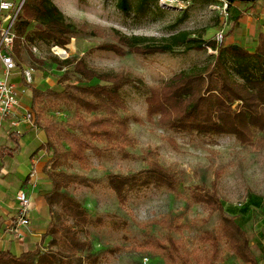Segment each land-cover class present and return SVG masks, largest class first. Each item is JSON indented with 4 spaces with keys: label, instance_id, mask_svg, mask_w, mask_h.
<instances>
[{
    "label": "trees",
    "instance_id": "1",
    "mask_svg": "<svg viewBox=\"0 0 264 264\" xmlns=\"http://www.w3.org/2000/svg\"><path fill=\"white\" fill-rule=\"evenodd\" d=\"M126 3L127 0H119L118 7L126 10ZM32 24L35 29L29 30ZM15 33V57H19L22 45L31 58L43 64L28 45L40 40L50 46L66 47L80 34V25L70 20L52 0H25L15 23ZM111 39L98 48L118 56L168 53L182 45L191 49L204 47L184 33L155 38L112 29ZM253 43L251 50L223 39L212 63L181 70L153 85L123 69L97 70L76 57H53L60 66L72 68L74 80L71 82L67 81L66 73L58 84L44 88L26 83L23 78L31 91L32 120L45 133V148L52 153L46 170L51 187L45 195L51 215L45 232L49 241L46 247L19 255L0 251V264H98L99 252L89 240L79 236L80 232L87 233L90 211L69 191L75 184L92 186L96 179L62 167L69 160L87 162L88 152L101 156L105 151L115 150L122 157H129L127 147L133 144L129 135L131 120L147 121L161 129L201 139L225 134L234 136L242 146H263L264 139L257 134L264 132V32H259ZM223 55L233 60L232 68ZM128 85L146 94L145 120L128 113L121 95V89ZM60 104L73 106L76 113L65 121L47 116V111L57 110ZM80 111L93 115L85 118ZM143 157L147 163L144 169L106 175L107 185L118 201L123 203L129 190L150 185L166 188L179 196L178 175L162 166L153 150L145 151ZM193 204H201L210 214H218V229H203L196 236L200 250L190 248L183 238L173 235L187 227L181 218ZM96 221L102 220L96 218ZM154 223L165 234L163 237L148 235L144 245L166 264H215L222 244L245 264H264L253 253L246 231L234 216L225 212L215 183L211 190L193 187L183 212L169 213Z\"/></svg>",
    "mask_w": 264,
    "mask_h": 264
},
{
    "label": "rangeland",
    "instance_id": "2",
    "mask_svg": "<svg viewBox=\"0 0 264 264\" xmlns=\"http://www.w3.org/2000/svg\"><path fill=\"white\" fill-rule=\"evenodd\" d=\"M52 1L70 20L80 25V34L71 39L65 48L66 54H55L50 45L40 40L29 44L28 49L43 64L31 58L21 45L19 57L14 55L17 65L14 71L22 73L24 69H30L31 83L41 88L58 84L65 73L67 81L74 80L72 68L60 66L53 57L83 58L97 70L123 69L153 85L181 70L212 63L219 47L217 34L223 32L225 42L252 50L253 42L262 30L258 27L255 36L250 38L246 36V27L235 23L234 14L244 8L243 2L233 10L228 4L225 15L209 0H127L126 10L118 7L119 0ZM31 29H35L34 24L29 27ZM112 29L155 38L184 33L194 39L195 44L204 47L191 49L182 45L168 53L118 56L98 48L112 41ZM223 58L229 67L234 66L229 57L223 55ZM121 95L128 113L145 120L146 94L142 89L128 85L121 89ZM75 113L73 106L60 104L57 110H49L46 114L65 121ZM79 113L85 118L93 115ZM129 135L133 138V144L127 147L129 157H122L115 150L105 151L101 156L88 152L87 162L69 160L62 167L68 172L96 179L92 186L75 184L69 191L90 211L87 233L80 232L79 236L89 240L93 249L99 252L98 264H166L144 245L148 235L163 237L165 234L155 220L169 213L183 212L193 187L211 190L213 183L225 212L234 216L246 231L253 253L261 263L264 262V145L242 146L234 136L225 134L201 139L173 133L147 121L131 120ZM257 135L264 139V132ZM148 150L156 153L162 166L178 175L180 195L150 185L129 190L126 200L119 202L107 185L106 175L128 174L146 168L143 156ZM96 218H100L101 223ZM181 221L187 227L173 235L198 250L201 246L196 236L203 229H218L219 223L218 214H210L201 204H193L182 215ZM215 264L245 263L222 244Z\"/></svg>",
    "mask_w": 264,
    "mask_h": 264
},
{
    "label": "crops",
    "instance_id": "3",
    "mask_svg": "<svg viewBox=\"0 0 264 264\" xmlns=\"http://www.w3.org/2000/svg\"><path fill=\"white\" fill-rule=\"evenodd\" d=\"M241 2L244 8L238 13L235 10V23L243 24L250 38L258 27L264 32V0H230L231 10ZM2 72L0 63V76ZM23 78L19 71L10 75L19 93L18 105L12 116L0 121V251L13 255L46 247L49 237L45 232L51 218L45 195L51 187L46 170L52 153L45 148L42 129L33 120H25V113L31 111V95ZM21 189L30 198L27 226L16 224V194Z\"/></svg>",
    "mask_w": 264,
    "mask_h": 264
},
{
    "label": "built area",
    "instance_id": "4",
    "mask_svg": "<svg viewBox=\"0 0 264 264\" xmlns=\"http://www.w3.org/2000/svg\"><path fill=\"white\" fill-rule=\"evenodd\" d=\"M25 0H0V63L3 72L0 76V121L12 116L18 105V91L14 82L10 81V75L16 68V60L13 53L14 40L16 38L15 23L18 15L22 11ZM220 8L222 13L227 15L228 0H209ZM223 39V32L217 34L216 42L220 44ZM67 47V46H66ZM52 45L55 54L67 53L65 48ZM52 49V50H53ZM26 83H31V70L24 69L22 72ZM24 92V90H22ZM25 120L32 121L33 113L28 110L25 113ZM18 210L16 224L27 226L29 224L28 211L30 208V198L24 190H19L16 194Z\"/></svg>",
    "mask_w": 264,
    "mask_h": 264
}]
</instances>
